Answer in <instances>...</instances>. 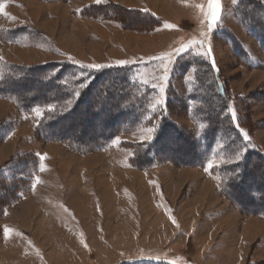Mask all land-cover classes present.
I'll return each mask as SVG.
<instances>
[{
  "label": "rangeland",
  "instance_id": "374dc122",
  "mask_svg": "<svg viewBox=\"0 0 264 264\" xmlns=\"http://www.w3.org/2000/svg\"><path fill=\"white\" fill-rule=\"evenodd\" d=\"M239 1L220 0L221 18L209 31L208 0H0V65L137 64L151 112L103 146L80 147L40 136L46 107L26 111L0 97V168L26 158L31 170L0 216V264H264V216L224 196L223 169L245 154L242 145L225 149L217 140L201 165L171 157L174 145L149 166L137 155L163 119L196 138L205 127L191 98L195 69L176 65L183 52L175 50L189 41L196 43L187 54L200 59L211 46L230 125L264 153V47L240 19ZM82 85L70 88L68 103ZM166 99L170 109L162 108ZM240 234L247 240L234 246Z\"/></svg>",
  "mask_w": 264,
  "mask_h": 264
},
{
  "label": "trees",
  "instance_id": "16d2710c",
  "mask_svg": "<svg viewBox=\"0 0 264 264\" xmlns=\"http://www.w3.org/2000/svg\"><path fill=\"white\" fill-rule=\"evenodd\" d=\"M237 7L240 19L264 47V3L240 0ZM137 13L145 20L151 17L157 19L146 11ZM9 34L10 37L14 36V33ZM226 35L236 52L243 54V50L234 42L237 39L232 34ZM187 53L178 56L176 65L179 70L195 69V86L191 98L198 101L195 111L203 118L205 127L196 138L185 134L170 120L163 119L152 140L142 145L137 154L138 160L143 166L152 165L157 157L172 151L174 148L171 146L174 145L178 146V151L174 149L171 157L183 164L201 165L217 140L223 143L225 149L230 144L235 146V143H239L244 147L245 154H239L240 159L236 163L224 167L223 171L228 174L224 196L244 213L264 216V153L230 125L226 114L225 82L220 77L219 67L213 64L212 54L207 51L206 59H200L197 55ZM136 65H111L94 70L76 63L63 67L55 62L37 66L2 63L0 97H14L26 111L35 106L46 107L38 127L44 139L64 141L80 147L88 144L103 146L117 132L128 130L142 122L145 115L151 114L145 110L148 103L145 104L141 97V85L134 77ZM209 75L211 78L207 79ZM83 83L85 88L78 100L73 104L68 103L71 89ZM170 102L166 99L162 108L170 109ZM162 115L166 118V113ZM29 162L25 158L0 168V190L4 191L0 195V216L5 213L8 202L15 200L17 188H26L24 182L29 180L31 170L24 165ZM146 264L170 263L151 260Z\"/></svg>",
  "mask_w": 264,
  "mask_h": 264
},
{
  "label": "snow or ice",
  "instance_id": "6c2138e0",
  "mask_svg": "<svg viewBox=\"0 0 264 264\" xmlns=\"http://www.w3.org/2000/svg\"><path fill=\"white\" fill-rule=\"evenodd\" d=\"M97 2L99 3L100 2V0H97ZM208 5H209V8L211 9V12H210V14L208 15V25H207V27H208V30L209 31H212L213 29H214V27L216 26V24H217V22L220 20V7H221V5H220V0H208ZM0 7H2V6H0ZM196 43V41H189L187 44H184V45H182L181 47H179L178 49H176L175 51H177V52H185L192 44H195ZM201 44L203 43V41H201L200 42ZM208 52L210 53L211 52V46L209 45V48H208ZM166 56H167V54H166ZM0 59H2V58H0ZM120 63H124L123 61H120ZM215 62H214V59H213V64H214ZM86 67H88V68H92V69H99V68H101L102 67V65H100V64H89V65H87ZM168 72V68H167V65H165V73H167ZM82 87H83V85H82ZM80 93L79 92H77L76 93V95H79ZM36 111V114L37 115H42V113L37 109V110H35ZM233 118H235V117H233ZM153 131H155V129H148V132L149 133H151V132H153ZM152 137L149 135V136H147V137H141V139H151ZM247 138V137H246ZM42 159L44 158V157H41ZM237 159H240V157L238 156L237 157ZM212 164H213V162L210 160L209 161V164H208V167H212ZM207 170V169H206ZM36 181L37 182H39V178L37 177L36 178ZM35 184H33V188H35ZM170 219H173L172 217H170ZM173 223H175V220L173 219ZM7 229L5 230V234L7 235Z\"/></svg>",
  "mask_w": 264,
  "mask_h": 264
},
{
  "label": "crops",
  "instance_id": "0c3cea01",
  "mask_svg": "<svg viewBox=\"0 0 264 264\" xmlns=\"http://www.w3.org/2000/svg\"><path fill=\"white\" fill-rule=\"evenodd\" d=\"M238 240H239V241H238L237 243H235L234 246L238 245L239 242H241V241H246L247 239H246L243 235L240 234V236L238 237ZM227 245H228V244H227ZM224 247H225L224 249L229 250V247H228V246H224ZM231 262H233V261H231Z\"/></svg>",
  "mask_w": 264,
  "mask_h": 264
}]
</instances>
